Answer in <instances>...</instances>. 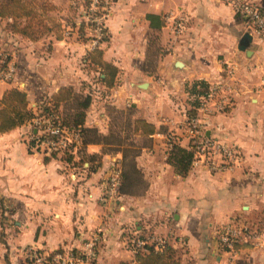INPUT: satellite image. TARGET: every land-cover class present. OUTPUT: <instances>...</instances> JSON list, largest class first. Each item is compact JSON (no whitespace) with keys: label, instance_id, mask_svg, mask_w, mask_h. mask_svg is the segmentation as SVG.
Listing matches in <instances>:
<instances>
[{"label":"crops","instance_id":"obj_1","mask_svg":"<svg viewBox=\"0 0 264 264\" xmlns=\"http://www.w3.org/2000/svg\"><path fill=\"white\" fill-rule=\"evenodd\" d=\"M21 1L28 8L30 0ZM38 1L45 29L36 37L16 32L13 15L0 17V44L17 65L0 98L18 88L38 109L41 100L73 87L92 97L85 127L106 139L80 153L76 147L70 161L59 155L46 161V152L22 138L27 125L0 134V264H39L31 250L53 264L54 254L80 255L88 243L92 264L135 263L132 241L153 237L181 253L179 264H264V42L234 4L114 0L106 40L94 48L84 16L89 0ZM250 1L264 7V0ZM20 21L21 28L30 23L27 15ZM247 33L252 40L242 51ZM95 50L118 70L111 87L100 81L106 73ZM196 81L220 90L229 105L202 111L190 90ZM187 100L198 101L194 117L206 122V135L233 151L212 160L224 169L193 160L180 176L168 162L174 142L192 152ZM115 110L134 126L136 119L153 125L154 133L137 132V146H123L119 135L109 141ZM132 148L147 186L105 203ZM230 225L237 229L231 246L222 241Z\"/></svg>","mask_w":264,"mask_h":264},{"label":"trees","instance_id":"obj_2","mask_svg":"<svg viewBox=\"0 0 264 264\" xmlns=\"http://www.w3.org/2000/svg\"><path fill=\"white\" fill-rule=\"evenodd\" d=\"M2 3V2H1ZM0 3V17L5 18L13 15V25L15 31L21 32L25 30L32 37H36L41 33V28L44 22L39 18L32 10L25 7L21 0H5L2 4ZM24 15H27L30 19V23L21 28V19ZM152 18V17H150ZM38 21V22H34ZM106 37L104 38V41ZM94 60L98 61L102 69L106 73L105 78H100V81L105 83L108 87H111L115 83V76L118 72L117 68L101 61L102 53L95 50ZM208 84L202 81H196L191 87V93L203 95L208 90ZM92 104L91 95H86L80 92H76L73 87H64L59 90L57 94L51 98L38 103L37 113L34 112L29 106L30 102L28 99L27 92L20 90L18 88H11L7 90L2 98H0V134L10 132L16 128H19L25 124L32 126V142L30 147H35L38 144L40 148L48 140L58 141L59 136L50 134L51 132L47 130L44 124L38 126L34 123L37 117L42 119H51L53 125L59 126L61 128L67 129L68 132L78 135V140L81 144L78 146V142L73 141V145L68 147L64 155V159L70 161L73 158V153L68 152L70 148L72 150L77 147L79 153L90 143H100L103 142L105 138L104 135L100 134L99 130L96 128L85 127L87 110ZM198 101L193 103L194 109L189 111L188 117H194L196 115V107L198 106ZM65 106H69L66 110ZM58 117V119L56 118ZM134 130L140 132L143 135H150L154 133V126L147 123L144 120H136ZM51 155L46 156V161L51 157H57L59 154V149L53 148ZM71 151V150H70ZM68 153V155H67ZM129 155V154H128ZM125 155L127 161L124 164L130 162L129 171L127 168H123L120 173V194L135 195L137 191L130 189L129 185H134V181L140 176V172L135 164L134 158L129 160V156ZM194 159V154L190 150L176 144H172L169 151L168 162L174 167L177 174L180 176H186L191 169L192 162ZM128 165V163H127ZM136 175H135V174ZM140 186H145L146 183L141 177ZM129 187V188H128ZM146 250L143 248H136V262L135 263H121V264H179V260L176 258V251L174 248L166 243L163 250H157L152 245H147Z\"/></svg>","mask_w":264,"mask_h":264},{"label":"built area","instance_id":"obj_3","mask_svg":"<svg viewBox=\"0 0 264 264\" xmlns=\"http://www.w3.org/2000/svg\"><path fill=\"white\" fill-rule=\"evenodd\" d=\"M114 0H89V4L85 8L84 16L87 25L92 30V43L94 48H99L105 41V24L109 16V9ZM227 3L234 4L237 14L250 26L253 33L264 42V7H260L257 3L250 0H224ZM17 71V65L13 62L10 53H7L0 48V80L10 81L15 77ZM220 90L216 88H210L205 94L197 95L200 99V109L202 111H222L229 104L228 101L220 96ZM58 119V117H56ZM34 123L38 126L44 124L50 134L60 135L58 141L48 140L45 144L49 147L57 148L58 145L67 146V142L70 140L69 136H73V141L78 142V135L68 132L65 128L54 126L51 123V119H42L37 117ZM205 123L199 119V117L191 118L187 121V133L190 137L189 147L194 154V162L200 163L209 161L208 165L213 170L224 169V164H218L212 160L217 157H230L233 155V151L226 145L218 140H213L205 133ZM66 130L67 132H65ZM212 161V162H211ZM120 170L113 175L109 188L103 197L105 203H109L116 198L119 194L120 187ZM237 229L234 225H230L227 234L222 238L224 243L232 245L236 241ZM135 251L137 247L146 250L147 245L154 246L157 250H163L165 247V241L159 237H153L148 240L136 239L132 241ZM94 243L87 244V250L76 255L73 253H56L51 256L50 261L53 264H92ZM31 257L39 264H43L49 261L48 256H43L31 250Z\"/></svg>","mask_w":264,"mask_h":264},{"label":"rangeland","instance_id":"obj_4","mask_svg":"<svg viewBox=\"0 0 264 264\" xmlns=\"http://www.w3.org/2000/svg\"><path fill=\"white\" fill-rule=\"evenodd\" d=\"M5 0H0V3L2 2H4ZM1 3V4H2ZM39 4H40V2L38 1V0H30V2H29V6H28V8L30 9V10H32L33 11V13H35L37 16H38V12L40 11H38V8H39ZM51 11V10H50ZM34 22H38V21H34ZM44 22V21H43ZM50 23V22H49ZM45 27V26H44ZM44 27H42L40 30H42V29H45ZM0 48L1 49H3L4 51H6L7 53H9L8 52V50L6 49V48H4V46H2L1 44H0ZM1 81V80H0ZM7 85H9V83H5V81H1L0 82V93L1 92H3V89L5 88V87H7ZM43 101H45V100H41L39 103L41 104V102H43ZM30 102V101H29ZM195 101L194 100H187V104L188 105H193V103H194ZM32 110H34V112L35 113H37V109L36 108H33L32 106H31V103H30V106H29ZM68 107L69 106H65V108H66V110H68ZM193 109H194V106H193ZM115 112H118L119 114H117V113H113V115H115L114 117H115V120H113V123H114V126H113V131L115 132V135H113V138L111 137V138H108V140L110 141H112V139H114L115 138V140H118V139H116L117 138V136L119 135V136H121V138H123V139H120L121 140V142H122V144H123V146H126V147H128V145L129 144H131V143H133V144H136V146H137V142L136 143H134V139L135 140H137V132L134 130V124H133V119L131 120V116L130 117H128L127 115H126V112H121V111H118V110H115ZM130 112V111H129ZM133 118V117H132ZM137 120V119H136ZM25 125H27L26 126V128L28 127V129H26V128H24L25 129V132H24V134H22V138H26L27 140H28V142L29 143H31L32 142V139H33V137H32V132H31V130H32V126L31 125H29V124H25ZM24 126V125H23ZM67 130V129H66ZM66 130H64L65 132H67ZM101 134V133H100ZM136 134V135H135ZM70 137V140L67 142V146H62V145H58V147L56 148V149H59L60 151H59V156H63V157H66L65 155H64V152H65V150L68 148V147H71L72 145H73V136H69ZM141 140V139H140ZM80 143V142H79ZM142 143H144V142H142ZM78 145V144H77ZM35 149V150H39V151H41V150H43L44 152H46V154L47 155H51L52 154V151H54L53 150V148L52 147H49V145L48 144H43L40 148L38 147V144L35 146V147H32V149ZM111 149H114V147H110ZM115 149H117V147L115 148ZM70 150L73 152V153H75L76 152V148H74L73 150H72V148H70L69 150H68V152H70ZM129 150V152H128V154H129V157H130V159L129 160H131L132 158H134L135 156H136V154H137V149H128ZM71 153V152H70ZM67 155H68V153H67ZM127 163H128V165H127ZM127 163H125L124 164V168H127V170L129 171V165H131V163L130 162H127ZM129 168V169H128ZM135 174V173H134ZM136 175V174H135ZM140 181H141V177H137V180L136 181H134V182H132V183H134V185H129V187H130V189L131 190H133V191H137V190H145V186H140V185H138V187H137V184L138 183H140ZM128 187V188H129ZM132 234V233H131ZM131 237H137V236H133V234H132V236ZM129 241H130V239H129ZM126 251V255H130V252H131V250L130 249H128L127 247H126V249H125ZM181 253H179V252H177L176 251V254H175V256H176V258H177V255H180Z\"/></svg>","mask_w":264,"mask_h":264},{"label":"water","instance_id":"obj_5","mask_svg":"<svg viewBox=\"0 0 264 264\" xmlns=\"http://www.w3.org/2000/svg\"><path fill=\"white\" fill-rule=\"evenodd\" d=\"M245 39H246V41L243 42V43L240 45V47H239V49L242 50V51H244V50L247 49L248 42H250V41L252 40V37H251L250 34L247 33L246 36H245ZM247 41H248V42H247Z\"/></svg>","mask_w":264,"mask_h":264}]
</instances>
